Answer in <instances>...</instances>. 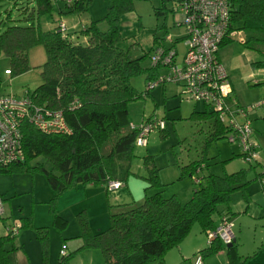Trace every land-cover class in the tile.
Here are the masks:
<instances>
[{
	"label": "rangeland",
	"instance_id": "374dc122",
	"mask_svg": "<svg viewBox=\"0 0 264 264\" xmlns=\"http://www.w3.org/2000/svg\"><path fill=\"white\" fill-rule=\"evenodd\" d=\"M88 1V10L80 14L68 13L62 0L51 1V13L39 19L42 30L50 31L62 24L65 28L63 34L76 33L89 22L100 21L99 29L106 31L108 24L102 19L109 2ZM31 4L30 0H0V33L8 26H28L30 22L24 20L26 14L23 10ZM165 6L164 14L157 15L156 9L162 8L160 0H135L133 11L123 15L119 24L123 39L120 47L129 50L132 60H139L142 70L130 79L137 98L127 104L128 121L131 126L154 124L145 144L135 142L133 146L126 182L116 189L104 185L78 186L57 198L38 171L0 173V197L4 210L0 219V238L7 234V227L30 219L27 228H23L13 241L5 242L4 249L11 264H56L63 251L74 253L70 264H103L100 250H79L82 246L79 239L81 220L92 232L108 230L111 214L138 206L145 196L157 192L155 186L149 187L152 170L157 171L162 196H175L184 204L190 200L196 187L185 174V169L200 161L204 166L200 176L245 171L249 184L245 190L231 195L230 207L235 209L240 203V211L247 210L241 215V222L248 221L243 223L248 229L237 242L239 252L251 254L256 248L258 235L264 230V43L254 42L250 40L253 34L238 30L232 34L231 42L218 51L232 90L228 99L230 118L239 125L248 123L251 129L250 142L255 147V158L247 162L240 157L238 143L211 138L215 117L191 118L194 112L210 113L211 110L202 102L188 99L184 95L183 84L166 82L147 90L152 67L151 50L157 45L154 37H172L177 63H181L185 53L184 41L181 40L185 34L184 27L178 26L181 14L173 2L168 1ZM261 37L264 38V35ZM71 39L86 44L81 35H73ZM246 41L249 43L244 46ZM165 44L172 46L170 41ZM45 61L44 47L36 46L28 52L30 69L11 76L9 59L0 52V95L22 98L27 92L32 93L42 83ZM168 71L167 67H159L156 73L164 75ZM156 124L163 126L156 127ZM36 163L46 169L50 167L42 158L30 162V167L36 166ZM233 212L231 218L239 217L237 211ZM57 216L63 225L58 222ZM238 224L235 221L236 231ZM40 228L48 232L45 241L38 238L39 231L36 229Z\"/></svg>",
	"mask_w": 264,
	"mask_h": 264
},
{
	"label": "trees",
	"instance_id": "16d2710c",
	"mask_svg": "<svg viewBox=\"0 0 264 264\" xmlns=\"http://www.w3.org/2000/svg\"><path fill=\"white\" fill-rule=\"evenodd\" d=\"M62 1L68 13L80 14L88 10L87 0H72L70 4ZM107 1L109 6L102 19L108 24L106 31L99 29L100 21H91L76 33L63 34L58 26L43 31L39 19L51 13V0H30L32 4L23 10L24 20L30 24L8 26L0 33V52L9 59L11 76L27 72L30 69L28 52L36 46L44 47L46 61L42 67V83L26 94L37 105L62 111L72 131L71 135L44 134L24 125L23 159L1 169L0 173L38 171L57 198L78 186L104 185L108 188V184L115 182L122 185L130 173L138 131L131 129L127 104L137 98L130 79L142 70L139 60H132L129 50L120 47L123 39L119 24L123 15L133 11L135 0ZM160 1L162 8L156 9L157 15L164 14L166 7V2ZM238 30L253 34L250 40L264 43L261 37L264 35V0H233L229 33ZM73 35L84 37L86 44L72 40ZM163 40L153 38L154 43ZM229 42L230 37L224 39L220 48ZM156 74V69L151 67L147 81L153 80ZM210 116L216 120L211 138L228 139L233 129L218 121L214 112H194L191 118L201 120ZM40 158L47 162L49 169L40 163L30 167V162ZM203 167V161L186 167L185 174L196 187L184 204L175 196H162L157 171L152 170L149 187L155 186L157 192L145 196L138 206L111 214L108 230L92 232L81 220L79 239L82 246L79 250H100L103 264H166L167 252L179 246L195 225L201 233L208 235L216 230L217 219L220 222L221 218H226L233 225L231 246L227 248L214 239L207 241L206 248L197 254L204 260L224 249L228 264H244L255 253L242 257L237 250L230 199L233 193L245 190L249 184L245 171L200 176ZM56 218L64 224L61 218ZM21 223L16 234L7 232L0 238V264H11L4 249L5 242L13 241L23 228H27L30 219ZM36 230L39 231L38 238L45 241L48 235L45 228ZM72 254L61 252L56 264H70Z\"/></svg>",
	"mask_w": 264,
	"mask_h": 264
},
{
	"label": "built area",
	"instance_id": "2783aa9c",
	"mask_svg": "<svg viewBox=\"0 0 264 264\" xmlns=\"http://www.w3.org/2000/svg\"><path fill=\"white\" fill-rule=\"evenodd\" d=\"M57 1V0H51ZM171 1L181 14L178 26L184 27L185 53L181 63H177L175 41L167 36L158 41L152 48V67H167V74L156 75L149 81V89L166 82L183 84L184 95L193 101L202 102L215 113L218 121L230 126L233 131L228 137L230 142H236L241 149L242 158L249 162L255 158L254 144L250 142L251 129L248 123L239 125L230 118L228 99L232 92L227 72L219 58V48L224 39L231 38L229 25L233 0H163ZM72 0H66L70 4ZM60 32H65L64 26H59ZM170 41L172 46H166ZM24 125H30L44 134L71 135L62 111L49 110L37 105L25 94L22 98L11 95H0V170L23 159ZM154 124L131 126L137 129L135 142L145 144V139ZM162 124L156 127H161ZM120 184L110 183L109 189H116ZM2 199L0 197V219L3 215ZM2 220V219H1ZM21 221L7 227L8 233L16 234L21 228ZM232 223L221 218L215 231L208 234V241L218 239L225 245L234 241ZM209 243V242H208ZM192 264H203L201 255L197 254Z\"/></svg>",
	"mask_w": 264,
	"mask_h": 264
},
{
	"label": "crops",
	"instance_id": "0c3cea01",
	"mask_svg": "<svg viewBox=\"0 0 264 264\" xmlns=\"http://www.w3.org/2000/svg\"><path fill=\"white\" fill-rule=\"evenodd\" d=\"M246 207H248V204ZM241 209H242V204L240 205V203L236 204L235 209L231 207L232 213H234L233 211H237L239 214V217L235 219L232 218V221L234 223L235 235L237 234L235 238L236 246L238 244L237 242L239 238L242 237L243 232H245L248 229V227L245 224H243L248 221L241 222L242 220L241 215L246 213L247 210L240 211ZM235 221L237 223L239 222V224L237 225V229H238L237 231L235 230L236 228ZM216 223L218 226L219 219H217ZM207 241H208V235L201 233L197 227L193 228L191 234L188 237H186L183 240V242L179 244V246L167 252L165 256V263L166 264H192L194 256L197 253H199L201 250L206 248ZM262 244H264V230H262L259 233L258 240H257V246L256 248H254V251L251 254L250 253H245V254L240 253L238 246H237V250L242 257H248L255 253V256L246 260L244 264H264V247H261ZM203 264H228L226 250L223 249L219 251L217 254L211 257L205 258L203 260Z\"/></svg>",
	"mask_w": 264,
	"mask_h": 264
},
{
	"label": "water",
	"instance_id": "95a60500",
	"mask_svg": "<svg viewBox=\"0 0 264 264\" xmlns=\"http://www.w3.org/2000/svg\"><path fill=\"white\" fill-rule=\"evenodd\" d=\"M231 245H228L227 248H229Z\"/></svg>",
	"mask_w": 264,
	"mask_h": 264
}]
</instances>
